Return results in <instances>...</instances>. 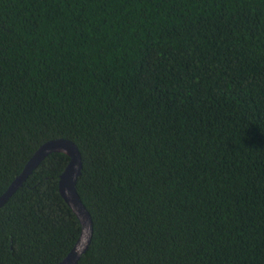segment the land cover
Wrapping results in <instances>:
<instances>
[{
  "label": "trees",
  "instance_id": "trees-1",
  "mask_svg": "<svg viewBox=\"0 0 264 264\" xmlns=\"http://www.w3.org/2000/svg\"><path fill=\"white\" fill-rule=\"evenodd\" d=\"M54 138L77 264H264V0H0V196ZM69 161L0 208V264L75 246Z\"/></svg>",
  "mask_w": 264,
  "mask_h": 264
},
{
  "label": "water",
  "instance_id": "water-1",
  "mask_svg": "<svg viewBox=\"0 0 264 264\" xmlns=\"http://www.w3.org/2000/svg\"><path fill=\"white\" fill-rule=\"evenodd\" d=\"M54 152H63L70 157L67 167L60 176L59 188L62 196L73 208L82 225L81 235L77 243L59 264H77L91 244L94 223L92 215L84 204L77 189L78 178L82 173L83 160L81 151L74 141L67 138H54L42 144L26 163L23 171L0 196V208L24 183L30 174L39 167L43 160Z\"/></svg>",
  "mask_w": 264,
  "mask_h": 264
}]
</instances>
